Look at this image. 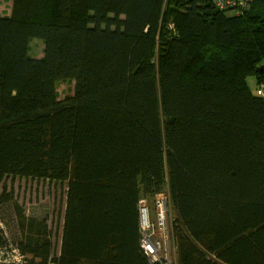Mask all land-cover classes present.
Masks as SVG:
<instances>
[{
	"label": "trees",
	"instance_id": "1",
	"mask_svg": "<svg viewBox=\"0 0 264 264\" xmlns=\"http://www.w3.org/2000/svg\"><path fill=\"white\" fill-rule=\"evenodd\" d=\"M0 1V181L66 194L59 247L46 216L18 212L20 260L0 264H139L128 0Z\"/></svg>",
	"mask_w": 264,
	"mask_h": 264
},
{
	"label": "rangeland",
	"instance_id": "2",
	"mask_svg": "<svg viewBox=\"0 0 264 264\" xmlns=\"http://www.w3.org/2000/svg\"><path fill=\"white\" fill-rule=\"evenodd\" d=\"M12 9L11 1H0V15H9ZM29 54L33 57L42 56L43 41L31 38ZM70 79L61 81L57 91L59 97L70 94L73 87ZM4 189L9 199L0 204V261L13 263L20 260L14 238L19 234L17 220L20 215L46 216L47 224L54 234V246L59 247V238L65 209V186L56 182L34 178L7 177L0 181V193Z\"/></svg>",
	"mask_w": 264,
	"mask_h": 264
},
{
	"label": "crops",
	"instance_id": "3",
	"mask_svg": "<svg viewBox=\"0 0 264 264\" xmlns=\"http://www.w3.org/2000/svg\"><path fill=\"white\" fill-rule=\"evenodd\" d=\"M43 53V52H42ZM43 55V54H42ZM34 57V56H33ZM41 57V56H40ZM34 58H39V57H37V56H35Z\"/></svg>",
	"mask_w": 264,
	"mask_h": 264
}]
</instances>
